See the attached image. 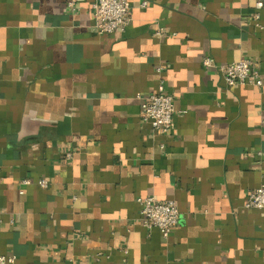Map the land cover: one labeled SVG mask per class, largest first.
Listing matches in <instances>:
<instances>
[{
	"label": "crops",
	"instance_id": "1",
	"mask_svg": "<svg viewBox=\"0 0 264 264\" xmlns=\"http://www.w3.org/2000/svg\"><path fill=\"white\" fill-rule=\"evenodd\" d=\"M92 1L0 0V256L264 264V210L245 207L264 185V84L228 86L217 66L251 58L264 82V4L129 0L132 20L107 34ZM162 86L166 135L140 118ZM146 195L176 202L168 238L143 225Z\"/></svg>",
	"mask_w": 264,
	"mask_h": 264
},
{
	"label": "built area",
	"instance_id": "2",
	"mask_svg": "<svg viewBox=\"0 0 264 264\" xmlns=\"http://www.w3.org/2000/svg\"><path fill=\"white\" fill-rule=\"evenodd\" d=\"M78 0H67V5L72 13L77 11ZM146 1L142 4L146 5ZM263 1L256 2V8L263 7ZM95 19V29L102 33H113L122 30L132 20V5L129 0H93L91 3ZM254 19H259V14H254ZM204 66H216L210 57L203 60ZM222 77L228 86L250 85L263 87V79L259 68L251 58H243L236 62L217 65ZM176 114L174 97L164 91L162 86L156 93H152L142 99L140 105V118L143 123L148 124L152 131L159 134H169L173 118ZM71 156V153H67ZM22 186L31 184L30 179H23ZM37 184L41 188L49 186L48 179H40ZM23 193V190H21ZM140 205V219L148 228H157L163 238H168L172 230L177 226L180 211L175 201L161 200L153 195L140 196L137 198ZM245 207L248 209L264 210V185L250 190L247 194ZM15 262L14 256H0V264H11Z\"/></svg>",
	"mask_w": 264,
	"mask_h": 264
}]
</instances>
